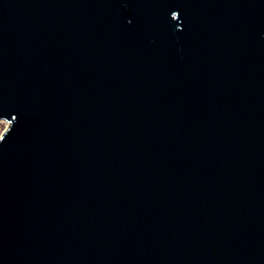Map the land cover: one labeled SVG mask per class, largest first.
<instances>
[{
	"label": "water",
	"instance_id": "water-1",
	"mask_svg": "<svg viewBox=\"0 0 264 264\" xmlns=\"http://www.w3.org/2000/svg\"><path fill=\"white\" fill-rule=\"evenodd\" d=\"M0 264H264V0H0Z\"/></svg>",
	"mask_w": 264,
	"mask_h": 264
},
{
	"label": "rangeland",
	"instance_id": "rangeland-1",
	"mask_svg": "<svg viewBox=\"0 0 264 264\" xmlns=\"http://www.w3.org/2000/svg\"><path fill=\"white\" fill-rule=\"evenodd\" d=\"M10 123L7 120L0 119V137L9 129Z\"/></svg>",
	"mask_w": 264,
	"mask_h": 264
}]
</instances>
